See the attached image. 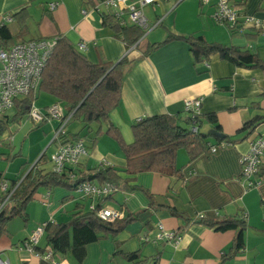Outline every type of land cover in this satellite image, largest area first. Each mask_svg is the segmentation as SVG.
I'll use <instances>...</instances> for the list:
<instances>
[{
  "label": "crops",
  "instance_id": "obj_1",
  "mask_svg": "<svg viewBox=\"0 0 264 264\" xmlns=\"http://www.w3.org/2000/svg\"><path fill=\"white\" fill-rule=\"evenodd\" d=\"M181 1H176L172 9ZM215 1L208 0V6L204 7L199 2L200 12L198 9L197 12L200 18L192 27L181 28L176 25L175 19L169 20L161 33L147 41L145 47L163 40L168 34L192 33L203 36L207 41L248 50L264 61V0H241L240 3L242 11L258 19L261 27L246 25L233 31L212 19ZM51 2L56 3L52 10L48 9ZM94 3L95 0H0V26L8 28L14 43L37 38L51 39L56 35L65 36L74 46L84 42L86 47L81 52L92 63L104 60L115 63L126 55L131 63L124 69L119 103L109 114L110 122L121 130L126 142L132 141L131 124L138 119L158 114L185 117V101L189 99H200L198 111L201 114L215 113L222 133L232 142L215 152L208 149L190 162H187L185 152L179 149L176 165L181 167V179L153 171L129 176L122 170L126 164L124 154L104 132L106 125L102 126V132L94 140L93 131L97 129V124L92 125L91 131L84 130L79 121L66 126L68 134L80 132L81 136L86 135L82 137L88 153L77 165V171L111 165L117 169L121 180L131 178L128 184L120 182L122 188L112 193L104 202V207L122 208L128 212L142 210L135 221L128 223L117 234L116 240L106 237L87 244L86 256L81 264H129L121 256L113 254L117 248L115 241L119 242L118 249L123 252L139 250L144 264H264V176L253 188L245 187L240 177L242 156L249 150L251 140L264 134V121L252 132L241 130L242 125L252 117L264 116V96L261 95L264 71L235 66L217 54L194 63L190 47L182 39H170L148 56H142L141 51L145 47L141 48L140 44L143 39L139 46L127 49L123 41L103 24L100 13L92 8ZM162 3L166 9V1ZM83 8H87L85 14L82 13ZM3 15H10L11 20L4 21ZM23 25L26 26L24 34ZM46 98L50 99L42 106L37 105L39 108L44 109L55 102L48 94ZM14 114L15 110L11 108L3 117L7 122ZM57 125L58 121L51 119L41 128L44 135L42 144L50 149L47 156L45 151L42 152L45 156L39 168L44 170H51L49 155L60 144L53 139ZM203 129L209 130L212 126L207 123ZM7 152L6 148L0 147L2 156ZM30 169H25L23 175ZM0 172L3 178L10 181L16 179L21 171L8 176L12 173L11 165L0 158ZM130 185L147 189L156 204L162 207H149L147 196L140 190H131ZM47 191L50 195L44 202L42 196ZM39 193L34 199L48 205L43 207L37 202L28 206L26 213L30 223L26 225L22 222L16 234L10 231L8 223L6 235L0 239V254L8 258L10 264H39L37 255L17 249L37 225L66 222L73 214L89 210L90 200L80 196L76 190L43 188ZM168 207H173L188 220L171 214ZM243 214L247 223L243 233L244 247L233 259L222 263L220 256L231 245L236 232L217 231L193 220L200 215L215 218ZM157 223H161L165 230L181 229L180 240L176 243H151V237L157 232ZM38 247L47 248L46 232L40 236ZM54 259L56 264H75L70 252L55 254Z\"/></svg>",
  "mask_w": 264,
  "mask_h": 264
},
{
  "label": "trees",
  "instance_id": "obj_2",
  "mask_svg": "<svg viewBox=\"0 0 264 264\" xmlns=\"http://www.w3.org/2000/svg\"><path fill=\"white\" fill-rule=\"evenodd\" d=\"M240 2L242 3V1ZM100 15L103 24L107 25L114 35L123 41L127 49L139 46L140 42L138 41L143 35L141 28L120 25L108 12H101ZM228 28L231 31L236 30ZM24 30H26L25 25L22 26V34L25 32ZM54 38L55 43L42 69L37 88L15 100L16 112L12 121L27 114L29 106L35 102L38 93L48 94L55 99L54 103H58L67 115L71 114L68 124L72 121H79L82 123L83 129L87 131H91L93 124L98 125L97 129L93 131L95 135L92 140L102 132V126L106 125L104 132L117 143L124 154L126 164L122 170L129 176L139 172L153 171L181 179V167L176 165V154L179 149L185 152L187 162H190L205 153L212 145L232 142L227 135L221 138L210 134L209 130L203 129V125L208 123L212 129L222 133L215 113L201 114L199 111H185L186 116L182 118L177 115L158 114L138 119L131 124L132 141L126 142L121 130L110 122L109 114L119 103L124 69L131 61L125 55L115 63L105 60L101 63H92L65 36L56 35ZM170 39H182L188 43L194 63L204 61L211 55L217 54L235 66L259 68L264 71V61L259 59L256 54L234 46L207 41L203 36L192 33L187 35L168 34L163 40L148 44L141 51L142 56H148ZM12 44L14 42L8 28L1 25L0 48H8ZM261 95L264 96V90ZM263 121L264 116H254L242 125L241 130L248 129L249 132H252ZM4 122H6L5 117L1 115L0 128ZM82 136L80 132L68 134L65 131L56 140L60 144L74 142L78 139L84 141ZM85 146L87 148L86 144ZM44 156L45 154L42 153L32 168L21 178L10 180V184H18L12 192L10 203L0 211V236L7 232V224L13 217L20 216L24 223L27 222L26 206L30 200L34 199L35 192L40 187L51 190L55 186H59L76 190V187L84 181H92L97 184L108 182L114 188L109 194L97 200L96 208H99L104 207V202L110 198L113 192L122 188L121 181L124 184L131 181V178L121 180L117 169L111 165L95 166L84 171H77L76 167L80 163L78 162L76 165L67 166L59 173L52 169L44 170L39 168L40 161ZM258 176L261 178L264 176L263 164L259 168ZM0 178H3L1 172ZM130 189L142 191L149 199V207L155 209L162 207L156 204L154 196L147 189L139 185H130ZM120 209L121 216L113 220H102L96 216L94 210H88L73 214L66 222L56 224L47 222L45 226L47 248L38 247L37 244L34 247V252L42 254L48 249L53 256L70 252L75 264H81L86 256L87 244L106 237L116 240L117 234L128 223L135 221L142 211L128 212L125 209ZM168 210L171 214L188 220L185 215L177 212L173 207H168ZM245 218V214L215 218L196 216L193 221H199L217 231L234 230L236 232L231 245L220 256V262L223 263L233 259L244 247L243 233L247 227ZM178 231L182 232L181 229ZM118 244L119 242L115 241L117 248L114 255L121 256L129 264L145 263V260L141 259L139 250L123 252L118 249ZM39 259V264H49L40 257ZM19 264H26V262Z\"/></svg>",
  "mask_w": 264,
  "mask_h": 264
},
{
  "label": "built area",
  "instance_id": "obj_3",
  "mask_svg": "<svg viewBox=\"0 0 264 264\" xmlns=\"http://www.w3.org/2000/svg\"><path fill=\"white\" fill-rule=\"evenodd\" d=\"M168 0H95L92 8L97 12H108L112 14L120 25H132L142 29L143 35L139 39L140 42L148 32L155 28L156 24L162 22V18H156L153 24H149L145 8L155 9L160 2ZM178 0H175V2ZM201 4L208 0H200ZM241 0H216L215 8L211 14L213 20L217 23L225 24L231 29L241 28L242 26L252 25L260 28L261 24L258 19L252 15H248L242 11ZM56 7L55 2L49 3L48 9L52 10ZM87 8L82 9V13H86ZM4 21L11 20L10 15H3ZM55 43V38H41L19 41L8 48H0V116L6 111L14 107L15 100L23 97L30 91L37 88L41 72L50 51ZM86 47L84 42L77 44L79 50ZM200 99H189L185 101V110L198 112ZM27 118L34 124L42 123L56 119L58 125L54 130L53 139H58L65 132L71 114L63 111L58 103H53L46 109L39 108L35 102L29 106ZM226 143L212 145L209 150L217 151ZM87 148L83 139L74 142L59 144V147L49 155V161L52 163V170L59 173L67 166L76 165L87 155ZM264 159V134L255 136L250 142L247 153L241 158L240 177L247 188H253L260 182L261 177L258 176L259 168L263 164ZM18 184V183H17ZM17 184H10L6 178H0V211L10 203L11 195ZM114 186L110 183L97 184L92 181L81 182L76 191L80 196L90 200L88 209L94 210L97 217L102 220H113L121 216L119 209L99 207L96 208L97 200L109 194ZM50 193L47 191L43 196V201L47 202ZM201 216V215H200ZM46 223L38 226L22 243L20 249L34 253L49 264H56L54 256L50 250L39 254L34 252V247L38 244L39 238L45 230ZM181 233L177 230H165L161 223H157V234L154 242L180 240ZM145 239L148 240L147 237ZM0 264H10L8 258L1 256Z\"/></svg>",
  "mask_w": 264,
  "mask_h": 264
},
{
  "label": "rangeland",
  "instance_id": "obj_4",
  "mask_svg": "<svg viewBox=\"0 0 264 264\" xmlns=\"http://www.w3.org/2000/svg\"><path fill=\"white\" fill-rule=\"evenodd\" d=\"M200 0H182L179 2L174 9H172V6L175 3V0H168L166 1V9L163 7V3L160 2V4L155 6V9L152 8H145V13L147 18L150 20L149 24H153L156 21V18H162V22L155 25V28H153L150 32L146 34V36L143 38L140 47H145L147 41H151V38H156L158 33H161V31L166 26L167 22L169 20L173 21L175 19L176 25L181 28H189L192 27L193 24L196 22L198 18H200L198 11L200 12ZM168 5V6H167ZM205 5L208 6V2L204 3L202 7ZM172 9V10H171ZM167 10V11H166ZM171 11V12H170ZM170 12V13H169ZM170 15V16H169ZM213 19V18H212ZM47 94L40 92L37 94V99L35 100L36 105L42 106L43 103L47 102L50 98H46ZM14 108L16 112L15 106ZM8 110H11L8 109ZM47 121H44L41 125L35 126L34 122L29 120L27 118V115L22 116L19 119H16L15 121L9 120L7 122H4L0 128V147H4L8 150V154L5 156H2L0 154L1 160L8 165H11L12 173L8 176H13L14 174L18 173L20 170V175L17 178H21L22 175L25 173L28 167L33 166L37 159L40 157L43 151H45L46 156L49 154L50 149H46L45 146L42 144L43 140V131L42 126L46 124ZM77 123V121H72L68 125H72ZM67 125V126H68ZM67 128V127H66ZM182 151V150H180ZM49 169H52V163L49 161ZM26 170H25V169ZM14 169V170H13ZM59 187L55 186L54 188ZM43 189V187H40L35 192L36 195H39L40 190ZM39 200V199H38ZM37 199H32L28 202L26 206L27 207L31 205H36L37 202L40 203L43 207L47 206V203H41ZM22 222L24 223L23 219L20 216H15L11 220H9V229L12 233L16 234L18 233ZM29 219L24 224H29ZM43 224V223H42ZM41 224L37 225L33 231L40 226ZM156 229V228H155ZM154 229V231H155ZM32 231V232H33ZM31 232V233H32ZM45 230L43 231V233ZM157 232H154V235L151 237L150 242L155 243L153 240L156 236ZM6 234H3L0 236V239ZM17 249L22 252H27L24 249H20L19 245L17 246ZM71 255V253H70ZM72 256V255H71ZM119 256V255H118Z\"/></svg>",
  "mask_w": 264,
  "mask_h": 264
},
{
  "label": "water",
  "instance_id": "obj_5",
  "mask_svg": "<svg viewBox=\"0 0 264 264\" xmlns=\"http://www.w3.org/2000/svg\"><path fill=\"white\" fill-rule=\"evenodd\" d=\"M208 132L212 135H217L221 138H224V136H225L223 133L217 132L215 129H209ZM30 168H32V166Z\"/></svg>",
  "mask_w": 264,
  "mask_h": 264
}]
</instances>
